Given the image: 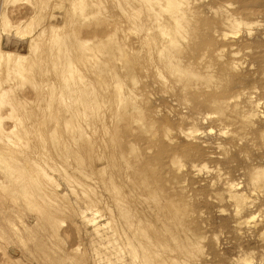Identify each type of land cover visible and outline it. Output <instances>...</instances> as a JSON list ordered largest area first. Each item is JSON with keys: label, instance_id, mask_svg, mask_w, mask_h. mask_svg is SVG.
I'll use <instances>...</instances> for the list:
<instances>
[{"label": "bare ground", "instance_id": "bare-ground-1", "mask_svg": "<svg viewBox=\"0 0 264 264\" xmlns=\"http://www.w3.org/2000/svg\"><path fill=\"white\" fill-rule=\"evenodd\" d=\"M12 1L28 5L35 12L25 21H12L4 11L0 12V199L3 201L0 238L6 244L1 249L0 264H25L18 256L20 248L15 247L25 246L24 236L28 237L34 228L23 220L25 211L34 217L35 226L47 222L50 228L59 227L57 223L63 222L60 216L71 211L58 180L76 199L82 198L85 211L78 215L83 223L93 227L96 235H100L103 225L93 215L94 218H87L85 214H100L97 205L102 197L98 192L109 195L121 220L123 230L113 225L114 234L105 239L112 251L98 243L92 248L95 253L92 264L113 263L102 250L111 251V257L114 255L117 261L120 254H126L129 264H207L202 244L207 236L204 238L193 227L195 218L189 211L186 187L178 186V180L170 182L174 184L170 186L171 192L175 188L179 192L175 198L155 181L157 168L176 172L183 168L175 149L173 153L170 151L176 139L173 141L171 131L163 127L160 143L151 156L150 146H145L143 152L138 146L142 138L156 136V121L144 113L147 98L141 94L139 73L151 76L153 83L165 90L172 81L184 99L192 93L190 112L196 120H211L218 134L233 144L234 150L217 147L223 165L233 170L240 156L247 158L243 176L248 192L241 191L239 184L226 177L228 174L224 176L218 166L211 184L221 186L225 198L233 205L230 214L234 217L235 234L239 236L243 226L253 223L255 240L261 248L259 261L264 264V112L261 110L264 99L256 94L254 86L235 91L255 73L239 71L240 54L248 50L252 64L263 63L264 52L253 51L242 35L244 30L250 36L255 26L264 36V0H231L232 3L221 2L218 7L215 3L221 0H112L126 29L116 22L118 25H112L111 31V25L105 28L111 17L102 0ZM49 1L53 7L65 11L64 23H69L70 31H65L66 25L43 24L46 14L43 17L42 10ZM99 24L109 33L100 37L97 32H91L82 39L75 31V27L90 29ZM128 34L135 38L130 40ZM4 39L26 41V52L3 48ZM37 76L43 78L40 95L35 94L33 99L14 95L16 90H37ZM5 121L11 126L7 128ZM197 132L194 128L187 132L180 130V136L194 142ZM122 133L129 135L127 141L121 140ZM176 148L203 161L214 158L192 143ZM191 167L197 173L207 168L206 164L201 169L196 164ZM117 182L127 187L130 194L123 193ZM221 195L213 194L219 200ZM131 202L144 204L146 208L147 204L152 205L153 211L149 212L154 215L163 212V221L158 220L160 216L154 217L160 227L144 220L146 210L141 214L144 221L140 219L141 212H134L135 208L132 211ZM60 234L58 237L62 238ZM213 240V243L217 241L216 236ZM77 254L84 257L82 252ZM49 259L55 264H68L67 260L69 264L76 263H72L76 259L73 257ZM76 260L80 262V257ZM235 261L251 264L252 256L244 255Z\"/></svg>", "mask_w": 264, "mask_h": 264}, {"label": "rangeland", "instance_id": "rangeland-1", "mask_svg": "<svg viewBox=\"0 0 264 264\" xmlns=\"http://www.w3.org/2000/svg\"><path fill=\"white\" fill-rule=\"evenodd\" d=\"M5 1H7V2H5ZM102 1L104 3V6L106 8H108L107 9L108 12L110 11L109 17H111V18H108V21L109 22L111 21V22L110 23L107 22V23H109V25L107 26V24H106L105 28H109L111 25V27L109 29V31H111L112 25H118V24H120V25L122 24L121 26H123V28H125L126 24L124 23L122 16L118 13V11L115 10V8L113 6V1L112 0H102ZM227 1L230 2L231 0H223V1L221 0L220 2L215 3V5H216V7H218L221 2H222V4H225ZM230 3H232V2H230ZM52 4H53L52 1H49L47 3L48 6L44 7V9L42 10L43 17L46 14L45 18H43V24L47 25V23L48 24L52 23L54 25H59V26H63V25L65 26L66 25L65 28L67 30L65 29V31H70L69 30L70 27L68 25L69 23L68 22L66 24L64 23V22H66V19H67L66 15H65V11L63 9L58 10V8L53 7ZM51 5H52V7H51ZM65 5L68 6V4H65ZM54 8H55V10H54ZM51 9H53V10H51ZM1 11H4L10 17V19H12V21L13 20L18 21V19L25 21L29 17H31L32 14H34L35 9L31 8L28 5L16 4L12 0H0V12ZM50 16H51V18H50ZM24 17H25V19H24ZM65 17H66V19H65ZM119 18H121V19H119ZM112 19H115V20H112ZM116 22L118 24H115ZM93 26L95 27L94 31L92 29V28H94ZM93 26H91L90 29L84 28L83 26L80 28L75 27L76 30L75 29L74 30L76 32H78L79 37L82 39L89 37L91 32H93L95 34L97 32L98 36L101 35L100 37H102L103 34H105V33L106 34L109 33V32H107L108 29L106 31V29H104L103 25L99 24V25H93ZM261 32L262 31L260 30V28L253 26V29L251 31V35L248 36L245 34V31L243 30V35H242L243 36L242 38H244L243 41H245L244 43L247 46H249L250 48L253 47L252 48L253 51L264 52V36L260 34ZM128 36H129L130 40H133V38H135V36L132 34H131L132 37L130 36V34H128ZM229 41L230 40H228L227 42H229ZM3 48L15 50V51L17 50L20 53H25L26 52V41H23V42L12 41L11 43L8 42L7 44L4 43ZM245 51L247 52L248 50H245ZM245 51H243V53H241L237 59V63L239 64V66H238L239 71L242 74H246L247 72L248 73L249 72L250 73L255 72V73L253 75H249V77L245 80V82L242 85H239L236 87L235 91L242 90L240 88H244V87L249 88V87L254 86L257 88L258 93H256V94L259 97H262L264 99V65H263L264 64V58L262 60L263 63H260V65L256 64V63H255L256 65L252 64V59L250 57L251 53H248V52L246 53ZM240 61H242V62H240ZM242 64H245L246 66L242 65ZM248 64H250V65H248ZM243 66H245V67H243ZM247 66L248 67L250 66V68H248ZM242 70H244V71H242ZM138 75L140 76L141 81H142L141 94L143 95V97L145 99L147 98V100H148V101L146 100L147 106L144 105V107H143V109H145L144 113L146 114V117L148 116V117L154 118V119L149 118L150 120L153 119L152 121H154V120L156 121V122H154V130L156 132V136L152 139H146V137L144 139L142 138L140 141H138V144H139L138 146H139L141 152H143V150L145 149V146L146 147L150 146L152 148L150 153H149L151 156L154 153V150H155L157 144L160 143L159 136L161 135V131H163L162 130L163 127H164V129L168 128L171 131L173 141L176 139L170 145V151H171V153H173V151L175 149L174 153L176 156L179 155L178 157L180 158V161L183 165V168L181 167L180 172H176V171L171 170V169H164V170L162 169L161 170V169L157 168V170H155V178H156L155 181H158L157 184H162L159 186L164 187V189L167 190V192L175 198L177 197V195H179V192L177 191L176 188H175L174 192H171V190H173V189H170V186L173 187L174 184L170 185L169 183L178 180L177 181L178 186L182 185V186L186 187L185 188L186 195H187L186 199H187V201L189 200V202H190V203L188 202L190 205L189 211H190V213L192 212L191 213L192 218H195V220L191 218L194 222L193 227L195 226L194 229L199 231V233L201 232V234H203L204 238L207 236V238H205L203 243H202L203 244V252L205 250L204 255L206 256L205 257L206 263L207 264H236V263L239 264V262L235 261L236 259H238L239 257H242L244 255L250 254V256H252V263L251 264H258V263L260 264L259 253H261V250H260L261 248H260L259 242L257 240H255V238H256L255 233H254L255 230L252 228L253 223L251 222L252 224H250V226H243V228H242L243 232L241 230L240 231L241 234H239V236H238V233L235 234L236 232L234 230V217L232 216L233 214L232 215L230 214L233 212L232 211L233 205L231 202L228 201L227 198H225V195L223 194V189H221L222 188L221 186H219V185L212 186V184H211V181L215 180L214 179L215 174L213 172H215L216 167L218 166V168L220 169L221 173L224 174V176H226L228 174L226 177H228L229 179H231L235 183L239 184L241 191L248 192L247 188L245 186V178L243 176L245 173V167L248 164L247 158L245 159L243 156H240L238 163H237V166H235V168L233 170H231L227 166L223 165L220 162L222 157L219 155L220 154L219 149L221 147H226V148H229L232 150L233 144L229 143L227 138L218 134L219 132L215 128V126H213V124H211V120H205V121L204 120H196L195 115L190 112L191 105H192L190 101H191L192 96H193V95L191 96L192 93L188 94L185 98V99H187V97H188V99L185 100L183 97H181V94L179 93L178 89L173 87V85L171 83L172 81H170L171 86L168 85L167 90H165V89L161 88L160 86H158V84L153 83L154 81H153L151 76L146 75V77H145V73H139ZM35 79H36L37 83H39V84H37L38 85L37 86L38 91L34 90L32 88H30V89H32V90H30L28 88L27 90H18V91L16 90L14 95L16 94V97L18 96L17 98H19V99H23L24 97H26L28 99H33L38 94L40 95V93H42L41 89H43V87H44L40 83L43 78H42V76H40V77L37 76V77H35ZM40 85H41V89L39 88ZM19 91H22L21 92L22 94ZM24 91H26V92H24ZM37 92H39V93H37ZM224 93L228 94L229 92L226 91ZM35 94H36V96H35ZM173 96H174V98H173ZM241 101L243 102V99ZM188 102L190 103V105H185L186 103L188 104ZM149 103H150V105H149ZM182 110H184V111H182ZM261 110L264 112V108H261ZM156 111H157V113H156ZM105 114H106L105 119L108 120L107 119L108 113L105 112ZM5 122H6L7 128L11 126L10 123H8L7 121H5ZM191 124H192V127H191L192 129L194 128V129L198 130V132H197L198 136H196L197 138L195 139L196 141H194V142H191V141L187 140L185 137L180 136V130H182L184 132L191 130V128H190ZM178 129H179V131H178ZM156 130H158V131H156ZM185 130H187V131H185ZM127 136H129V135L122 133L121 140L123 142L125 140L127 141V139H128ZM146 140H147V143H146ZM189 143H192V145L200 146V148L202 149L201 151H203L204 154H211L214 156V158L210 159V160L203 161L202 158H198V157H194V156H192V157L186 156L185 154L181 153L178 148H176V147H179L180 145H185V144H189ZM217 147H219V149ZM195 164L198 166V169L199 168L201 169V166L203 164H206L207 168L205 170L202 169L200 172L197 173V170L191 169L192 168L191 166L195 165ZM239 168H241V169H239ZM210 169H211V171H209ZM172 171H174V172H172ZM225 171H226V174H225ZM169 175H171L170 179H169ZM235 179H236V181H235ZM163 181H164V183H163ZM165 181L166 182L168 181V182L166 183ZM58 182L61 183V186L59 188L60 192H63L62 194L66 193V197H67L68 202H69V208L71 211L60 216L64 223L63 222L57 223L59 225V227L57 225H55L54 228H50L51 226L48 225L49 223L47 224V222L46 223L42 222L38 226H35L34 217L31 215V213L29 211L28 212L25 211L24 215H23V220L27 224H29V226H33L34 228H33L32 232L29 233L28 237H27V235L24 236V237H26L25 246H23V245L21 246L20 244H17V245L15 244L16 245L15 247L20 248L19 250L21 251L18 256L21 259V261H23L25 264H55L54 262L51 261V259H49V257L53 258L54 260L58 259V257H66V258L67 257L68 258L73 257L76 259L80 257V262L77 261L76 259H73L74 261H72V263L76 262L74 264H80V263L81 264H88V263L92 264V262L95 258V253H94V250H92V248L95 249V246L98 243L101 245V248L103 246L104 248H109L112 251V246H109L107 240H105V239H108V235L110 237L111 235L114 234L113 233V231H114L113 225L115 226V229H117L119 231H120V229L123 230L122 225H121V220H119V217L117 216V214L114 210V206H113L112 201L109 198V195L104 191L100 192V193L98 192V194H100L101 197L103 198V199L102 198L99 199L100 201L98 202V204L100 206L97 205V208L100 211V212L99 211L98 212L100 214H98V213L97 214H91L90 212H86V214H85L87 218H90V217L94 218L95 217L94 219L97 222H99V224H101V226L103 225L101 227L99 233H98L100 235H96V232L92 231L93 227H91L89 224L86 225L85 223H83L80 215H78V212L85 211V207H83L84 201L82 200V198L77 197V199H76L75 198L76 196L70 194V191L68 189H66L67 187L64 185V183H62L59 180H58ZM117 183L120 186H122L121 183H119V182H117ZM165 184H167L168 187ZM207 188H209V189H207ZM122 191H123V193H125L127 195L130 194L129 189L127 187L122 186ZM218 193L222 194L221 197L219 196V198L224 203L221 200H219L218 198L215 199L214 196H215V194L217 196ZM213 194H214V196H213ZM217 199L219 200V202L220 201L221 202L220 203L217 202L216 201ZM1 201L2 200L0 199V207L3 204V201L2 202ZM129 201H130V199H129ZM135 203L131 202V204H133V206H131V204H130V207H131L132 211L135 208L134 212H137V211L141 212V213H139L140 219L143 220V217H142L143 215L141 216V214H143L142 211L144 212L146 210L145 212L148 211V213H147V215L146 214L144 215L147 217L146 219L144 218V220L148 221L149 224L151 223V225H154V227H156V228H158V226L160 227L159 224H156L157 220L154 217L157 216L156 218H158L160 216L158 218V220L161 221V219H162V221H163L164 220L163 219V215H164L163 212L162 213L158 212L159 216L157 214L154 215L155 214L154 212L153 213L149 212L153 209L152 205L150 206V204H147V206L148 205L149 206H148V208H146V205H144V204H142L143 206H141L140 204L138 205V203H136L137 204L136 205ZM84 205H85V203H84ZM138 206H140V208ZM107 207H108V209H107ZM106 212H108V213H106ZM109 212H110V214H109ZM68 214H70V215H68ZM75 214H76V216H75ZM149 214H153V216L149 215ZM150 216H151V218H150ZM0 217H1V215H0ZM100 218H102V219H100ZM111 218L113 220L112 221L113 224L108 222V221L111 222ZM116 221H118V223ZM104 223L107 225H105ZM152 223H154V224H152ZM196 223H197V225H196ZM72 224H74V225H72ZM105 226H106V229H105ZM0 227H3V220L1 218H0ZM74 227H76L75 229H77V230H75ZM48 228H50V230ZM55 228H57V230H55V231H56V233H58V235L54 231ZM82 228H84V229H82ZM88 229H89V231H88ZM49 231H51V232H49ZM105 231H107L108 233ZM110 231H112V232H110ZM1 232L2 231L0 230V234H1ZM59 233H61L60 236L63 234L62 238L58 237ZM66 234H68V235H66ZM49 235H50V237H49ZM52 235H54L55 237H53ZM212 236H213V238H212ZM215 236H216L218 242L216 241L215 243H213L215 241V240H213ZM84 237H85V239H84ZM104 237H106V238H104ZM86 240L89 243H87ZM255 241H257V242H255ZM64 243H65V245H64ZM81 244H82V246H81ZM5 245H6L5 241L0 238V262L3 261L2 257H1V249L6 247ZM216 245H218V246H216ZM61 248H63V249H61ZM75 249H76V252L78 251L77 253H79V254L82 252L84 254L83 255L84 257L82 258L81 256H79L75 252ZM111 251L107 253L106 251L102 250V252L106 253L108 258H110L111 262H113V263L108 262V264H121V263L127 264V262H128V264L130 263L129 257L126 254H124V253L120 254L119 256L121 259L119 258V260L117 261V259H115L116 257L114 255H112V257H111ZM172 253L175 256L176 252L175 253L172 252ZM74 254L76 256H74ZM173 254H172V256H173ZM33 255H35V256H33ZM121 255H124V256L121 257ZM177 255L175 257H177ZM85 257L87 260L85 259ZM88 257H89V259H88ZM81 258L85 259V260H82ZM67 261L69 264V260H67ZM84 261H85V263H84ZM66 264H67V262H66ZM105 264H107V263H105ZM240 264H243V263H240Z\"/></svg>", "mask_w": 264, "mask_h": 264}, {"label": "crops", "instance_id": "crops-1", "mask_svg": "<svg viewBox=\"0 0 264 264\" xmlns=\"http://www.w3.org/2000/svg\"><path fill=\"white\" fill-rule=\"evenodd\" d=\"M12 41H16V42H23V41H18V40H11V41H8V42H10V43H11ZM8 42H7L5 39L3 40V44H4V43H6V44H7ZM3 44H2V45H3Z\"/></svg>", "mask_w": 264, "mask_h": 264}]
</instances>
